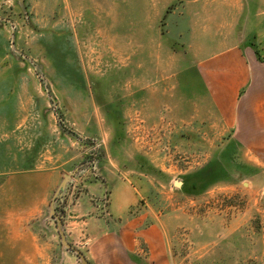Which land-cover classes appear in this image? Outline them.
Segmentation results:
<instances>
[{
	"label": "rangeland",
	"instance_id": "rangeland-1",
	"mask_svg": "<svg viewBox=\"0 0 264 264\" xmlns=\"http://www.w3.org/2000/svg\"><path fill=\"white\" fill-rule=\"evenodd\" d=\"M251 2L0 0V264H98L139 215L168 264H264V166L196 67L252 39Z\"/></svg>",
	"mask_w": 264,
	"mask_h": 264
},
{
	"label": "crops",
	"instance_id": "crops-1",
	"mask_svg": "<svg viewBox=\"0 0 264 264\" xmlns=\"http://www.w3.org/2000/svg\"><path fill=\"white\" fill-rule=\"evenodd\" d=\"M251 3L263 10L262 16L256 14L252 39L241 38L199 60L196 67L206 99L213 103L223 124L232 137L250 146L252 159L264 166V0ZM121 199L127 200L123 213L137 202L130 192ZM144 217L128 218L106 233L107 242L101 246L106 255L98 264H144L138 256L142 243L149 249L146 264H168L163 228L157 223L144 227ZM98 237L94 233V238ZM92 249L100 250L98 245Z\"/></svg>",
	"mask_w": 264,
	"mask_h": 264
},
{
	"label": "water",
	"instance_id": "water-1",
	"mask_svg": "<svg viewBox=\"0 0 264 264\" xmlns=\"http://www.w3.org/2000/svg\"><path fill=\"white\" fill-rule=\"evenodd\" d=\"M68 177H69L68 175L65 176L63 182L61 183V186H63V185L65 184V182H66V180H67ZM174 184H175L176 186H181V185H182V181H180V180H175ZM50 212H51V215H52V216H56V215H55V208H54V205H53V204L51 205ZM58 220L60 221V218H58ZM59 226H60V225H59ZM61 235H62V239H63L64 244H66V246L69 247L70 245H69L68 243H66V241H65V236H64L63 232H61ZM76 252H77L78 255L80 256V258H81V260H82V264H89V262L84 258V256L81 254V252H80L79 250H76Z\"/></svg>",
	"mask_w": 264,
	"mask_h": 264
}]
</instances>
